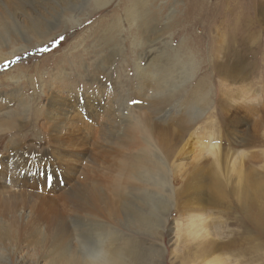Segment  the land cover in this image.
Returning a JSON list of instances; mask_svg holds the SVG:
<instances>
[{"label":"rangeland","instance_id":"rangeland-1","mask_svg":"<svg viewBox=\"0 0 264 264\" xmlns=\"http://www.w3.org/2000/svg\"><path fill=\"white\" fill-rule=\"evenodd\" d=\"M87 1L73 3L76 14L54 13L45 47L0 66V78L18 67L27 69L28 77L18 85H0V220L18 223L21 248L13 256V246L2 243L0 264H33L38 253L48 256L39 250L34 231L37 214L56 217L87 240L102 230L122 234L124 220L131 217L129 212L123 219L122 205L133 210L142 195L156 203L146 217L150 230L160 234L156 240L148 234L132 238L142 244L131 264H264V231L245 204L252 185L264 184V31L252 50L251 36L242 37L251 69L245 80L229 83L209 42L230 28L224 13L206 33L198 25L188 31L183 0H112L86 15L92 9L88 4L84 10ZM152 6L163 10L146 20ZM72 16L81 20L77 28L64 21ZM41 93L68 102V116L72 107L91 99L110 102L119 112L109 127L98 126L102 105H94L98 119L86 118L92 131L54 149L58 133L52 137L44 129ZM150 96L161 105L155 108ZM138 124L148 135L133 131ZM213 146L217 159L209 152ZM13 148L27 153L25 175H17L15 159H2ZM148 158L162 165L160 188L139 178L138 161ZM45 169L43 179L28 180L30 171L44 174ZM10 182L18 186L15 199L5 194L12 190ZM118 183H123L121 193ZM90 187L101 196L97 211L76 216L70 197ZM38 264L54 262L45 257Z\"/></svg>","mask_w":264,"mask_h":264},{"label":"bare ground","instance_id":"bare-ground-1","mask_svg":"<svg viewBox=\"0 0 264 264\" xmlns=\"http://www.w3.org/2000/svg\"><path fill=\"white\" fill-rule=\"evenodd\" d=\"M75 1L76 0H0V66H6L16 60L17 57L30 54L29 51L31 49L45 47L52 36L50 32L53 29L49 26L54 13L64 18L67 11L73 12L71 8ZM111 2L112 0H88L84 10L87 11L89 9L88 4H92V9H89L86 15L90 14V10H94V12L102 10ZM172 3H174V0H172ZM164 5L166 7L168 6L167 4ZM181 9L184 13L183 23L188 31H190L192 27L198 25L201 27V30H204L203 32L207 33L208 29H212L215 24L213 20L216 17L222 16V13H224V16H228L229 23H231L230 28L223 30L222 33L218 34L212 40L210 38L209 42H213V44L211 42V46H214L213 48L217 52V58L220 60V64L217 66L218 71L225 79H228L227 82L236 83L245 80L251 69V65L246 61L247 57L245 55L249 54L248 50L243 48L242 44L244 40L242 37L246 34L250 35L251 39L249 45L251 50L253 47H256L254 43H257V41L259 42L260 39V37H256V35L260 34L261 30L264 31V0H183ZM161 10H163V8L152 6V10L149 14L145 15L144 18L147 20L148 18L146 17L154 16V14L157 15ZM169 11H171L172 14L174 12L172 10ZM128 13L129 10L126 11V14ZM42 21L45 23H42ZM64 21L70 28L80 25L81 22L78 16L69 17L67 21L65 19ZM206 33H202V36H205ZM260 43L261 42H259V44ZM99 60L102 61V57H98L97 60L94 61L97 68H99ZM39 65L40 64L35 65L34 67L38 68ZM25 70L27 69L18 67L9 74L2 72V75L4 76L5 74L6 78H0V85L4 84L5 81H10L14 85L23 83V81L28 79V77H24L25 73L23 71ZM22 78H24V80H22ZM15 88H17V86ZM16 91L17 89L15 92ZM43 94L44 93H41V96H44L41 107V120L43 121L44 129L49 132L48 134L51 132L52 137H54L55 133H58L56 138L58 139L56 142L57 146H55L54 149L60 150V145L63 144L64 146V143H69V139L75 140L86 137L88 132H91L93 128L92 125L86 121V118L98 119V116L93 114L96 113L97 115L100 110H102V115L97 125L104 127H109V123L115 119L114 116L119 112L110 102L103 104L100 100L91 99L89 103H85L83 107H72L73 112L68 116L65 112L69 113V110L64 109L65 107L69 108L68 102L65 101L61 104L60 102H56L57 98L53 96L52 93ZM149 98L153 99L152 103L156 105L155 108L161 105V101H155V97L150 96L148 99ZM18 100V103L24 105V109L26 110L27 102L24 99V95L19 94ZM94 105L98 107L102 105V108L96 111ZM61 107L62 109H60ZM61 120H64V122ZM62 123L66 125L64 126V130L58 127ZM133 131L148 135L141 124L134 126ZM153 132L152 128V133ZM209 152L215 159L218 158V148L216 146H213V149ZM15 153L18 154L16 155ZM16 156L20 158L19 162ZM4 157L5 158L2 159H15L14 170L17 175H25L26 170L23 169L26 168L28 158L24 150L22 151L20 148L8 149ZM138 165L143 166L139 178L150 182L153 187L160 188L162 185V178L160 176L162 168L161 163L154 162L148 158L139 160ZM42 171L44 174H35L34 171H30L28 180L32 182L36 179H43L47 174V170L45 169ZM10 185L13 186L10 187L12 190L5 189V194L15 199L18 186H16L17 184L15 182H10ZM36 188L35 186H31V191H37ZM123 189V183H118L116 191L121 193ZM100 197L97 190L92 187L85 189V191L79 188L77 193L70 197V202L74 207L76 216H90L95 214L100 203ZM122 200L124 201L125 197ZM194 201L198 202V198L196 197ZM245 204L246 209L250 212L252 211L251 217L254 222L264 231V184L254 183L252 185L251 194L246 197ZM122 208L124 211L122 213L123 219L131 212V217L124 220V222L127 223V225L123 224L125 233L121 234L113 230H109V232L102 230L88 238V240L91 239V241L84 239L77 228L68 227L69 224L63 223L56 217L46 218V216H43L41 213L37 214L38 219L35 223L36 227L34 231L40 238L38 243L39 250L42 252L47 251L48 256L45 257H47V259H52L54 264L135 263L136 260H138L135 259V256L138 254V250L140 249L139 246L142 244V241H139V239L132 240V238L134 239L135 236H144L148 234L150 239L156 240L160 234L158 230L155 231L156 229L153 231L150 230L152 226L148 223L146 217L147 214L149 216L155 212L156 203L151 197L144 199V195H142L138 200L136 199L133 210L131 207L125 205H122ZM254 210L256 212H254ZM18 217L19 216H17V218ZM20 219L23 220V217L21 216ZM191 223L193 224L194 221L192 220ZM17 226V222L14 226V223H4L0 220V245H2V243H6V245L11 244L10 246H13L12 249H14V252H11L13 256H17V254L21 252L20 245L17 243ZM191 227L195 228V225ZM41 257L40 253H38L37 261L33 264H38L41 259L44 260L45 257ZM24 262H21V264L27 263ZM17 264H20V262H17ZM216 264H220L219 261H217Z\"/></svg>","mask_w":264,"mask_h":264}]
</instances>
